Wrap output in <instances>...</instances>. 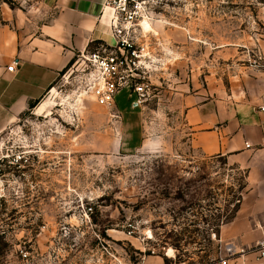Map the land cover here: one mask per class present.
<instances>
[{
  "label": "rangeland",
  "instance_id": "obj_1",
  "mask_svg": "<svg viewBox=\"0 0 264 264\" xmlns=\"http://www.w3.org/2000/svg\"><path fill=\"white\" fill-rule=\"evenodd\" d=\"M48 2L0 0V27L42 22ZM148 18L152 31L137 30L155 54L151 92L131 110L132 136L124 125L116 132L114 107L75 91L72 63L0 132V264H90L93 233L98 264L217 256L211 234L233 216L244 170L193 146L183 99L264 71L254 65L264 59V0H160ZM127 94L114 98L124 121ZM130 137L141 146L118 149ZM79 201L92 207L91 224Z\"/></svg>",
  "mask_w": 264,
  "mask_h": 264
},
{
  "label": "crops",
  "instance_id": "obj_2",
  "mask_svg": "<svg viewBox=\"0 0 264 264\" xmlns=\"http://www.w3.org/2000/svg\"><path fill=\"white\" fill-rule=\"evenodd\" d=\"M103 2L49 0L42 22L22 20L14 30L0 27V132L42 99L77 53L96 43H112ZM12 62L14 71H6ZM241 81L238 86L213 84L206 99L197 93L185 96L183 104L193 146L203 156L223 157L228 166L244 170V192L216 236L222 244L250 249L264 239V117L257 110L264 96V71H254ZM132 108L130 104L124 121L114 105V117L121 120L117 133L125 128L132 136L128 127L134 118ZM117 145L126 151L141 146L132 137ZM142 263L164 264L162 258ZM235 264H264V260L249 252Z\"/></svg>",
  "mask_w": 264,
  "mask_h": 264
},
{
  "label": "built area",
  "instance_id": "obj_3",
  "mask_svg": "<svg viewBox=\"0 0 264 264\" xmlns=\"http://www.w3.org/2000/svg\"><path fill=\"white\" fill-rule=\"evenodd\" d=\"M160 0H104L103 9L109 11V29L111 44L96 43L77 53L68 69V77L74 74L72 84L79 95L93 97L94 101L106 107H114V98L122 90H127L133 108L138 107L151 92L148 74L155 57L148 33L137 30L139 22L148 18L151 8ZM69 64V65H70ZM255 66L264 69V59L254 60ZM16 62L6 66V71L13 72ZM264 117V96L257 107ZM1 199V193H0ZM83 224H91L92 207L79 201ZM96 246L90 250L87 262L98 264V234L93 233ZM212 238L217 237L215 233ZM218 254L204 264H235L237 258L254 252L258 259L264 260V239L250 249H238L232 243H220ZM153 254V251H149ZM169 257L167 253L164 255ZM119 264V263H118ZM176 264V263H175ZM177 264H185L178 262Z\"/></svg>",
  "mask_w": 264,
  "mask_h": 264
},
{
  "label": "bare ground",
  "instance_id": "obj_4",
  "mask_svg": "<svg viewBox=\"0 0 264 264\" xmlns=\"http://www.w3.org/2000/svg\"><path fill=\"white\" fill-rule=\"evenodd\" d=\"M140 26H141V29L144 33H148L150 31H152V28H151V23L144 19L141 23H140Z\"/></svg>",
  "mask_w": 264,
  "mask_h": 264
},
{
  "label": "trees",
  "instance_id": "obj_5",
  "mask_svg": "<svg viewBox=\"0 0 264 264\" xmlns=\"http://www.w3.org/2000/svg\"><path fill=\"white\" fill-rule=\"evenodd\" d=\"M33 106H34V105H30V108H32ZM230 219H231V218H230ZM230 219H228V220H230ZM228 220H227V221H228Z\"/></svg>",
  "mask_w": 264,
  "mask_h": 264
}]
</instances>
